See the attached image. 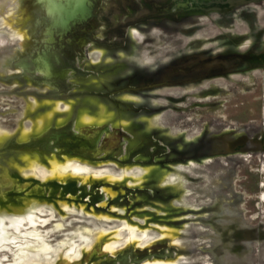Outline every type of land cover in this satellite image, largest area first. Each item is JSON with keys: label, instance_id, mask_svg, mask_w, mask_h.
I'll list each match as a JSON object with an SVG mask.
<instances>
[{"label": "rangeland", "instance_id": "rangeland-1", "mask_svg": "<svg viewBox=\"0 0 264 264\" xmlns=\"http://www.w3.org/2000/svg\"><path fill=\"white\" fill-rule=\"evenodd\" d=\"M17 1L0 0L3 10L12 5L14 12L3 11L1 24L16 20ZM106 1L98 0L92 41L107 46L84 45L65 78L66 92L23 73L17 65L22 34L0 25L1 194L13 185L4 172L17 165L14 156L24 160L17 165L24 183L55 176L57 184L71 181L86 191L99 185L103 197L91 204L89 197L73 201L68 192L66 199L24 192L30 201L22 202L24 208L0 206V264H81L99 244L111 257L127 248L136 256L145 249L164 252L120 264H226L231 249L240 264H264V65L250 69L245 61L264 55V0H221L216 8L177 19L158 12L136 16L167 0H130L128 14L118 4L121 13L109 28ZM24 32L31 35L29 28ZM103 110L122 127L110 132L122 135L124 126L128 134L120 137L114 161L99 152L97 160L51 154L43 163L15 150L50 124L74 120L78 129L102 127L106 114L90 117ZM70 128L76 131L72 123ZM224 133L257 137L261 144L257 149L249 141L238 156H218ZM144 139L156 149L143 156L157 154L161 166L142 155L129 159ZM128 188L133 193L123 192ZM178 247L174 259H165Z\"/></svg>", "mask_w": 264, "mask_h": 264}, {"label": "bare ground", "instance_id": "bare-ground-1", "mask_svg": "<svg viewBox=\"0 0 264 264\" xmlns=\"http://www.w3.org/2000/svg\"><path fill=\"white\" fill-rule=\"evenodd\" d=\"M4 1L10 3L9 1L11 0H3V2ZM97 4L98 0H18L16 20L5 19L4 24L0 22V25H4L6 29H10L18 35L22 34L19 43L24 52L23 58L17 62V65L21 68L23 73L34 78L37 84L47 83L57 88L59 91L66 92L67 85H65V78L68 72L72 70V60H78L80 58L82 47L88 38L87 31L89 22L92 19L91 16ZM10 10H3V8L0 7V19L2 18L3 11L9 12V15L14 13L12 5ZM10 24L15 28L11 27ZM27 28L31 30L30 36H27L24 32ZM1 30L6 37H9V33L6 30ZM38 31L39 36L36 33ZM27 37L28 39H26ZM34 73H37L39 78H35ZM70 127L71 124L59 126L53 132H46L41 136H36L34 140L30 138L26 141L24 139L27 138H24L22 139L24 141L15 145V150H22L27 154H33L39 158L33 156L32 158L34 160L43 163L47 161L41 159L51 154H54L57 158L64 155V158H79L85 161L97 160V158H99V152H104L107 160H113L110 158L117 157L120 154L121 147L119 146V140L121 134L116 130L110 132L107 127H98L94 130L87 129L88 132L85 134L76 135ZM84 128L89 127L84 126ZM99 140L103 141L101 142V146L98 144ZM3 143L1 145H3ZM5 147H7V144ZM53 148L57 149L53 150ZM153 148V144L149 143L147 139L141 140L138 148L134 152H131L132 154L129 159L137 155H148V152ZM155 155L158 156L157 154ZM150 156L152 158L154 157V155ZM12 158H15L17 165L24 163L22 159H17L14 156ZM15 161L13 160L14 164ZM17 165L15 167H9V169L7 168L8 170L4 172V178L7 181L8 179L6 177L14 179L13 185L7 194H1L0 192V206L10 207L4 208L6 211H17L19 210L18 208L22 206L23 201L30 202L29 200H23L22 195L24 192L28 193L29 197L47 199H52V196L55 195L57 197L66 196L65 199L71 197L75 202H82L86 197H89L91 204H99L103 200L102 195L98 193L96 188L99 185H96V187L90 191H86L84 186H80L71 181H67L64 184H57L54 181V179L57 178L55 176L46 179H33L32 181L24 183V177L26 176L20 172L19 166L17 167ZM8 171L10 172V174H8L9 176H7ZM49 179H53L54 182H44ZM41 180L43 183H40ZM128 189L129 190L124 189L123 192L133 193V191H131L132 189ZM46 190H48L47 192L49 195H45ZM66 192L70 194L68 195L70 197L65 194ZM134 193H136V191ZM37 201L40 200H35L33 203L35 204ZM45 201L56 205L53 201ZM24 207L23 204L22 208ZM14 208H17V210H14ZM101 246L102 244H99L89 255H85L84 261L81 264H120L119 262L122 258H125L126 262L129 260V262L137 263L152 255H156L155 257H162L163 255H158L161 252L162 254L164 253L161 250L155 251V249H160V245H156L153 248L155 253L152 254L149 253L148 249H145L141 255L136 256L132 252L134 249L127 248L119 252L115 257H111L101 250ZM165 257V259L172 260L174 259V253L167 252Z\"/></svg>", "mask_w": 264, "mask_h": 264}, {"label": "water", "instance_id": "water-1", "mask_svg": "<svg viewBox=\"0 0 264 264\" xmlns=\"http://www.w3.org/2000/svg\"><path fill=\"white\" fill-rule=\"evenodd\" d=\"M118 2V3H117ZM221 0H167V2L163 6H160L158 3H152L151 10H144L140 9L137 17H140L143 14L148 13H155L158 12L160 15L164 16H172L171 18L177 19L179 16L194 12H205L206 9L209 8H216L219 6ZM107 3V4H106ZM105 3V12H103L106 15V22L108 23V28L111 25V22H115L116 19L119 17L121 13V9L118 7V4H122V15L128 12V6H132L133 2H130V0H107ZM111 8V9H110ZM138 8V7H137ZM128 14V13H127ZM121 15V16H122ZM134 14L131 17V19L136 18ZM127 19V18H126ZM126 24H131V22H128V20H125ZM127 24V25H128ZM114 26H117V24L114 23ZM117 27H121V24H118ZM107 28V29H108ZM127 38L129 39V36L127 35ZM225 138L224 145L221 148H217L215 152H217L218 156H237L240 155L244 150H247V142L250 141L251 145H255V148H259V145L261 144V140H259L257 137L255 139L248 140L247 136L245 134H242L240 136H237V134H221ZM229 231V230H228ZM253 234L248 233L246 237L251 238ZM244 238V235L241 236ZM229 240V238H228ZM182 246V242L180 244ZM179 246V247H180ZM226 246L229 247L228 243H226ZM178 248H173L172 253H177ZM232 251V249H231ZM231 251L225 254V257L227 261L226 264H240V260L237 259V256H233L231 254ZM237 252V251H235ZM237 254V253H236Z\"/></svg>", "mask_w": 264, "mask_h": 264}, {"label": "flooded vegetation", "instance_id": "flooded-vegetation-1", "mask_svg": "<svg viewBox=\"0 0 264 264\" xmlns=\"http://www.w3.org/2000/svg\"><path fill=\"white\" fill-rule=\"evenodd\" d=\"M95 12H96V10L94 9V12L92 13V19L90 20V22H89V26H88V31H87V36H88V38H87V41L85 42V44L87 43V42H90V41H92L93 40V37L95 38L96 36H95V29H96V25H95V21H94V17H95ZM106 21V20H105ZM92 42H95V43H98V44H101V45H105V46H107L106 45V43L105 42H99V41H92ZM84 44V45H85ZM84 45H83V47H84ZM82 47V48H83ZM82 51V50H81ZM246 61V64H247V67L248 68H250V69H253V68H256V67H259V65H264V55H262V57L259 59V60H255L254 58H252V59H250V60H245ZM256 69H258V68H256ZM78 74L79 75H82V73H80V72H78ZM132 90V89H131ZM133 91V90H132ZM101 112H103L104 114H106L108 117V119H106L105 120V123H103V125H102V127L101 128H104V127H107V126H109L110 128H109V130H111L112 129V127H114V126H118V127H120V125H118V124H116L115 125V120H114V118H112L111 116H110V113L108 112V111H106V110H103V111H100L97 115H95V116H93V117H90V118H98L99 117V115H100V113ZM82 117V116H81ZM68 122V123H67ZM67 122H62V123H54V126L53 127H51V128H48V127H50L52 124H50V125H47V126H45V128L43 129V131L40 133V135H38V136H41V135H43V134H45L46 132H53L57 127H59V126H62V125H70L71 123L76 127L75 129H76V131L74 132V133H76V135L77 134H85L86 132H88L87 131V129L88 130H94V129H97L98 127L96 126V125H93V127H91V126H89V128H84V127H82V128H79L78 129V127H77V125H76V121H71V120H69V121H67ZM107 122V123H106ZM112 122V126H110V123ZM120 128H122V127H120ZM123 128H124V133H122V135H124V136H128V134H127V132H126V127H124L123 126ZM81 129V130H80ZM108 129V128H107ZM115 130V129H114ZM126 134V135H125ZM121 135V136H122ZM37 136V137H38ZM93 136V135H92ZM147 137H149V136H147ZM130 140H131V142H133L132 141V138H131V136L130 137H128ZM34 139H36V137H33V138H31V140H34ZM134 143V142H133ZM134 145H135V143H134ZM133 145V146H134ZM133 148V147H132ZM131 148V149H132ZM130 152V151H129ZM129 152L127 153V155L129 154ZM164 152H165V150H164ZM164 152L161 154V155H163L164 154ZM160 155V156H161ZM238 156V155H237ZM63 157H64V155H63ZM137 157H140V156H137ZM136 157V158H137ZM143 158H145V159H147L146 161H147V163L148 162H150V163H152V162H154V161H156L157 160V158L159 157V156H157V157H155L154 159H149L147 156H142ZM126 158H127V156H126ZM162 159V158H161ZM165 161V160H164ZM156 162H158V166H161V164L163 163V160H157ZM171 162V161H170ZM169 161H167V164H173V163H170ZM159 168V167H158ZM174 195H175V193H174ZM238 252V251H237ZM236 252V253H237Z\"/></svg>", "mask_w": 264, "mask_h": 264}]
</instances>
